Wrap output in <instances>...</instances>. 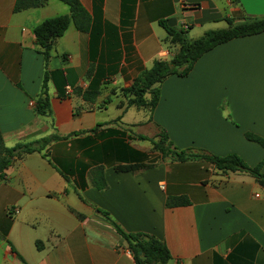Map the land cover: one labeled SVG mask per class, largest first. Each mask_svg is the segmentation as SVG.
Segmentation results:
<instances>
[{"label": "crops", "instance_id": "crops-1", "mask_svg": "<svg viewBox=\"0 0 264 264\" xmlns=\"http://www.w3.org/2000/svg\"><path fill=\"white\" fill-rule=\"evenodd\" d=\"M79 1L90 30L72 23L46 63L34 29L70 15L69 6L47 0L16 13L17 0H0L4 145L66 137L15 158L0 180V264H22L8 241L27 264H135L100 211L126 233L165 242L168 264H264V188L252 176L151 156L136 137L157 140L164 130L180 150L235 153L250 167L263 162L264 148L245 136L264 139V32L217 46L188 76L167 78L152 111L127 109L123 94L155 61L178 51L161 22L176 30L185 23L189 31L224 29L226 19L264 17V0ZM46 71L63 73L48 83L49 117L34 108ZM88 91L98 92L89 102ZM151 127L154 133H142ZM127 165L139 167L120 170ZM170 197L191 204L168 208ZM11 208L18 213L9 215Z\"/></svg>", "mask_w": 264, "mask_h": 264}, {"label": "trees", "instance_id": "trees-1", "mask_svg": "<svg viewBox=\"0 0 264 264\" xmlns=\"http://www.w3.org/2000/svg\"><path fill=\"white\" fill-rule=\"evenodd\" d=\"M70 8V15L58 16L47 19L40 23L35 29L34 34L36 43L39 46L40 54L44 57L46 63L51 58L52 48L56 41L63 37L69 26L73 23L75 27L83 33L90 30L91 17L83 8L79 0H59ZM47 0H17L15 12H22L32 8L42 7ZM228 27L205 32L201 37L190 39L189 30H176L167 25L166 22L160 24L164 27L168 35V41L178 46V51L174 53L171 60H157L152 67L142 72L134 79L132 85L123 90L127 98V109L135 107L137 109H147L152 111L156 108L160 100V85L169 77H186L192 71L197 61L206 53L217 46L228 43L235 39L250 37L264 32V17L254 18L245 17L240 21L226 19ZM53 76H63L62 71L45 72L42 93L36 101L35 111L39 116H51L50 96L48 83ZM98 95L97 91H88L84 94L86 101L94 100ZM121 117L114 123L119 122ZM137 139L149 141L155 152L160 154L163 159L186 163L190 161H201L212 164L220 173H246L252 176L256 182L264 188V173H261L264 161L256 167L248 166L244 160L234 154L227 156L212 155L203 150L188 149L180 150L170 141L168 134L162 130L156 139H149L142 135H137ZM246 139L259 144L264 148V139L251 133L246 134ZM66 137H60L57 134L45 138L17 144L13 148H7L4 145V139L0 132V180L4 179L6 170L13 163L14 159L21 155L33 153H42L52 142L64 140ZM139 166L120 167L121 171L129 172L136 170ZM98 189L106 188V184L97 185ZM191 204L187 197H170L166 202L168 208L189 206ZM102 217L110 223L118 234L125 239L129 251L131 252L135 264H168L171 260V254L165 242L155 236L144 233L129 234L124 232L115 221H113L107 212L100 211ZM82 218V216H79ZM18 260L22 264H27L24 258L18 254L11 242H7ZM40 242L36 243L37 249L41 250Z\"/></svg>", "mask_w": 264, "mask_h": 264}, {"label": "rangeland", "instance_id": "rangeland-1", "mask_svg": "<svg viewBox=\"0 0 264 264\" xmlns=\"http://www.w3.org/2000/svg\"><path fill=\"white\" fill-rule=\"evenodd\" d=\"M212 27H214V28H206V30H204V31H206L207 32V30L208 31H211V30H217V29H223V28H219V27H221V26H212ZM226 26H224V28H225ZM199 32V30H197V29H192V30H190L189 31V33H188V37L190 38V39H196V38H199V37H201L205 32ZM142 133L144 134V135H147V133H150L149 131H151V133H154L155 132V129L154 128H152L151 127V130H150V128L148 129V128H142ZM154 138V137H153ZM142 147H144L145 148V150H147V152H149L150 154H151V156H154V154H158L157 152H155L154 150H153V148H152V145H151V143L148 141L147 142V140H146V142H143L142 144ZM159 155V154H158ZM160 156V155H159ZM157 159H153L152 161H156ZM151 163V162H150Z\"/></svg>", "mask_w": 264, "mask_h": 264}, {"label": "built area", "instance_id": "built-area-1", "mask_svg": "<svg viewBox=\"0 0 264 264\" xmlns=\"http://www.w3.org/2000/svg\"><path fill=\"white\" fill-rule=\"evenodd\" d=\"M187 8H188V6H187ZM182 29L185 30V31H187V30L190 29V25L188 23H185V24H183V28ZM17 213H18V210L15 209V208H11L9 210V215L17 214Z\"/></svg>", "mask_w": 264, "mask_h": 264}]
</instances>
